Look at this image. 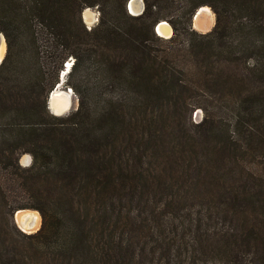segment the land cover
<instances>
[{"label": "trees", "instance_id": "trees-1", "mask_svg": "<svg viewBox=\"0 0 264 264\" xmlns=\"http://www.w3.org/2000/svg\"><path fill=\"white\" fill-rule=\"evenodd\" d=\"M129 1L0 0V264H264V0Z\"/></svg>", "mask_w": 264, "mask_h": 264}, {"label": "bare ground", "instance_id": "bare-ground-1", "mask_svg": "<svg viewBox=\"0 0 264 264\" xmlns=\"http://www.w3.org/2000/svg\"><path fill=\"white\" fill-rule=\"evenodd\" d=\"M137 1L138 0L130 1V8L132 11L133 10L140 11L141 5ZM85 17H86V20H90L92 18L90 11L87 9L85 11ZM212 17L213 16H212L211 11L207 7H202L200 8V10H198L195 16V21H196L195 23H197L196 25L198 28L207 30L212 25V21H213ZM157 30L161 36L169 37L171 35V28L165 22H160L158 24ZM4 50H5L4 40H3V37H1L0 35V60L2 59ZM67 67H70V66H67ZM63 73H66V72L63 71ZM56 89L52 92V101L50 105L54 112L59 113V112L66 111L69 109L71 100H70L69 92L64 93ZM20 213L21 214L17 216V223L19 227L25 232H28L32 229L34 230L38 225V220H39L38 214L33 211H22V212L20 211Z\"/></svg>", "mask_w": 264, "mask_h": 264}, {"label": "rangeland", "instance_id": "rangeland-1", "mask_svg": "<svg viewBox=\"0 0 264 264\" xmlns=\"http://www.w3.org/2000/svg\"><path fill=\"white\" fill-rule=\"evenodd\" d=\"M131 1V0H130ZM137 2H139V4H140V1H137ZM141 5V4H140ZM208 8V7H207ZM209 9V8H208ZM87 10H89L90 11V14L92 15V18L90 19V20H86V17H85V11L86 10H84V12H83V14H82V18H83V21H84V24H85V26L87 27V29H90L91 27H93L96 23H97V21H98V17H99V14H98V12H97V10L96 9H87ZM127 10H128V12L130 13V15H132V16H138L137 15V13L139 12V10H131V8L130 9H128V7H127ZM200 10V9H199ZM210 10V9H209ZM211 11V10H210ZM212 13V12H211ZM212 25L210 26V28L209 29H207V31L206 32H202L201 30H200V28H198L197 27V23H195L196 21H195V19H193L192 20V28H193V30H195L196 32H198V33H207V32H209V31H211V29L213 28V26H214V22H215V17H214V14L212 13ZM166 23V22H165ZM167 24V23H166ZM157 27H158V25H157ZM157 33H158V36H160L161 38H163V39H168V37H165V36H161L160 34H159V32H158V30H157ZM156 33V34H157ZM171 35H172V30H171ZM170 35V36H171ZM169 36V37H170ZM2 37V36H1ZM3 40H4V38H3ZM4 45H5V41H4ZM5 51H6V45H5V50H4V54H3V56H2V58L4 57V55H5ZM2 60V59H1ZM0 60V61H1ZM70 61H73V60H69L66 64H67V66H70L71 65V63H70ZM71 69V68H70ZM70 71V70H69ZM68 74V73H67ZM67 74L64 76V81H66V79H67ZM56 90H59V91H61V92H64V93H66V92H69L70 93V100H71V104H70V107H69V109L68 110H66V112L63 114V115H66V114H68L69 112H71V111H73V110H75L76 108H77V104H78V102H77V98H76V96H75V94L73 93V91H71L70 92V88L69 87H67L66 85H65V83H63L61 86H59ZM68 90V91H67ZM72 90V89H71ZM51 113V112H50ZM202 119V113H201V111L200 110H196L194 113H193V116H192V122H194V123H198L200 120ZM29 158V159H28ZM31 164V157L29 156V155H22V156H20L19 157V165H21L22 167H27V166H29ZM25 211H32V210H25ZM22 212V211H21ZM33 212H36V211H33ZM37 214H38V218H39V220H38V225H37V227L33 230H30V231H28V232H26L27 234H29L30 232H35V231H37L39 228H40V225H41V216H40V214L38 213V212H36ZM21 213L20 212H16V215H15V220H16V223H17V216L18 215H20ZM17 225H18V223H17ZM16 225V226H17ZM19 226V225H18ZM20 228V227H19ZM21 229V228H20ZM19 229V230H20ZM21 231L22 232H25V231H23L22 229H21Z\"/></svg>", "mask_w": 264, "mask_h": 264}, {"label": "water", "instance_id": "water-1", "mask_svg": "<svg viewBox=\"0 0 264 264\" xmlns=\"http://www.w3.org/2000/svg\"><path fill=\"white\" fill-rule=\"evenodd\" d=\"M132 1V0H131ZM138 1H140V4H141V8H140V11L137 13V15H140L142 12H143V9H144V6H143V3H142V1L141 0H138ZM127 7H128V9H130V1H129V3H128V5H127ZM198 12V11H197ZM197 12L195 13V15H194V17H193V19H195V16H196V14H197ZM164 22V21H163ZM158 25V24H157ZM202 32H206L207 30H203V29H200ZM155 32L157 33V26L155 27ZM204 34V33H203ZM1 35V34H0ZM157 35H158V33H157ZM2 36V35H1ZM3 37V36H2ZM171 37V36H170ZM170 37H168V38H170ZM3 59V58H2ZM2 61V60H1ZM0 61V62H1ZM70 63H71V65H70V67H67L66 66V64L64 65V72H66V73H63V71L61 72V74H60V76H59V82H58V84L55 86V88L53 89V91L57 88V87H59V86H61L65 81H64V76L69 72V70H70V68H71V66H72V63H73V61H70ZM71 90V89H70ZM52 91V92H53ZM68 91V90H67ZM72 91V90H71ZM70 91V92H71ZM52 92L49 94V96H48V99H47V108H48V110L53 114V115H55V116H62L66 111H62V112H59V113H57V112H54L53 110H52V108H51V105H50V103H51V101H52ZM20 211H25V210H19V211H17V212H20ZM15 215H16V213L14 214V222H15V224L17 225V223H16V220H15ZM17 227H18V229H20L19 228V226L17 225ZM21 230V229H20ZM36 232V231H35ZM24 233H26V232H24ZM30 233H34V232H30Z\"/></svg>", "mask_w": 264, "mask_h": 264}]
</instances>
